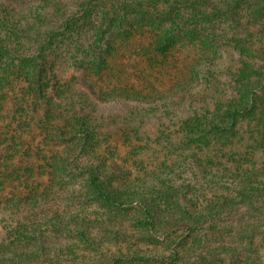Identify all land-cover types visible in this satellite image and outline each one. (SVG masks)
Here are the masks:
<instances>
[{
    "label": "trees",
    "instance_id": "1",
    "mask_svg": "<svg viewBox=\"0 0 264 264\" xmlns=\"http://www.w3.org/2000/svg\"><path fill=\"white\" fill-rule=\"evenodd\" d=\"M8 1L10 12L2 7L5 3L0 4V213L7 211L12 219L9 225L0 224V264H56L47 257V237L39 224L20 217L29 214L26 207L33 200L13 191L5 194L19 179L14 176L21 172L15 162L20 159L21 168L32 171L34 163L28 161L51 146L50 170L89 173L87 186L95 198L122 205L127 195L119 193L118 184L112 185L113 164L101 152L97 103L168 104L192 90L199 79L197 65L185 63L176 75L169 73L171 68L160 58L173 54L177 36L160 25L147 45L136 48L145 57L151 78L139 75L135 81L121 74L126 66L119 59L141 33V17L150 6L155 9L169 0H45L44 17L31 21L23 20L27 9L20 1L24 0ZM179 11L173 22L181 29L204 15L194 12L186 17ZM132 16L138 20L134 22ZM27 42L36 45L32 51H25ZM72 46L82 50L80 60L72 55L80 72L59 78L58 58L52 57ZM230 87L228 96L212 98L207 106L180 119L177 131L180 143L196 157L199 172L216 179L215 186L222 183V191H212L208 204L194 214L187 208L193 202L186 201L180 188L164 201L142 195L140 204L152 219L146 225L162 226V205L168 216L164 226L171 231L181 230L186 220L202 223L207 213L213 217L218 211L243 210L247 223L240 231L264 236V79L251 78L244 71ZM68 235L85 236L79 230ZM148 260L129 258L130 262ZM168 260L177 264L180 253L175 251Z\"/></svg>",
    "mask_w": 264,
    "mask_h": 264
},
{
    "label": "rangeland",
    "instance_id": "2",
    "mask_svg": "<svg viewBox=\"0 0 264 264\" xmlns=\"http://www.w3.org/2000/svg\"><path fill=\"white\" fill-rule=\"evenodd\" d=\"M2 3L9 11L10 2L0 0ZM169 4L159 3L155 9L150 6L141 17V33L119 59L126 66L121 74L135 81L139 75L151 78L145 70V57H140L136 48L147 45L161 25V29L176 34L177 44L173 54L160 59L166 60L172 76L185 63L196 64L199 79L192 90L178 94L168 104L97 103L101 152L113 164L112 185L115 188L118 184L119 193L127 195L122 205L95 198L87 186L89 173L50 170L51 146L43 145V152L28 161L34 163L32 171L30 167L28 172L21 168L20 159L15 162L21 172L14 176L19 179L7 187L5 194L13 191L33 200V205L26 207L29 214L20 217L39 224L47 237V257L56 264H168L175 251L180 253L177 264H264V236L240 231V226L247 223L243 210L218 211L213 217L207 213L202 223L186 220L181 230L171 231L164 226L168 216L162 205V226L146 225L152 219L140 204L142 195L164 201L166 195L178 193L180 188L186 201L193 202L187 208L194 214L208 204L212 191L220 193L223 188L222 183L215 186L212 176L204 178L196 157L178 140L180 119L207 106L212 98L231 94L233 80L244 71L251 78L264 79V0H169ZM20 5L27 9L23 20L46 13L45 0H24ZM178 8L186 17L194 12L204 15L181 29L173 22ZM131 20L136 22L138 18L132 16ZM31 44H25V51L35 48ZM81 54L76 46L54 54L59 78L79 74L74 59L80 60ZM11 219L9 212L0 213L1 226L9 225ZM76 230L85 236L68 235ZM72 243L76 246L69 249ZM136 256L149 260L129 261Z\"/></svg>",
    "mask_w": 264,
    "mask_h": 264
}]
</instances>
